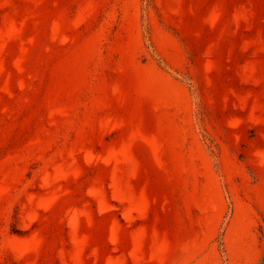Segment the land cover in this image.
I'll return each mask as SVG.
<instances>
[{
    "label": "rangeland",
    "instance_id": "obj_1",
    "mask_svg": "<svg viewBox=\"0 0 264 264\" xmlns=\"http://www.w3.org/2000/svg\"><path fill=\"white\" fill-rule=\"evenodd\" d=\"M0 264H264V0H0Z\"/></svg>",
    "mask_w": 264,
    "mask_h": 264
}]
</instances>
